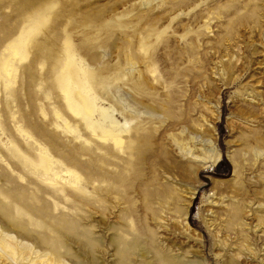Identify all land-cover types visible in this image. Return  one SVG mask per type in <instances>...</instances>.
Masks as SVG:
<instances>
[{
	"label": "rangeland",
	"instance_id": "obj_1",
	"mask_svg": "<svg viewBox=\"0 0 264 264\" xmlns=\"http://www.w3.org/2000/svg\"><path fill=\"white\" fill-rule=\"evenodd\" d=\"M0 264H264V0H0Z\"/></svg>",
	"mask_w": 264,
	"mask_h": 264
},
{
	"label": "bare ground",
	"instance_id": "obj_2",
	"mask_svg": "<svg viewBox=\"0 0 264 264\" xmlns=\"http://www.w3.org/2000/svg\"><path fill=\"white\" fill-rule=\"evenodd\" d=\"M5 241H7V240H5ZM5 241H3V242H5ZM7 242H8V241H7ZM5 243H6V242H5ZM19 247H20L21 250H24L23 244L19 243Z\"/></svg>",
	"mask_w": 264,
	"mask_h": 264
}]
</instances>
